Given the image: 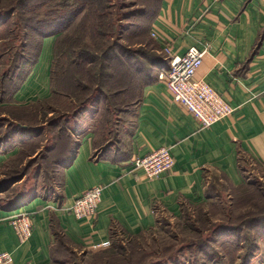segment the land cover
<instances>
[{
    "label": "crops",
    "instance_id": "obj_1",
    "mask_svg": "<svg viewBox=\"0 0 264 264\" xmlns=\"http://www.w3.org/2000/svg\"><path fill=\"white\" fill-rule=\"evenodd\" d=\"M150 28L158 35L153 51L159 56H167L168 45L173 54L183 55L210 42L197 76L222 94L234 112L203 127L173 99L148 62L140 60L132 88L118 97L126 105L131 102L116 120L102 101L93 116L84 113L58 135L48 138L51 129L42 125L34 136L30 125H24L28 134L23 136L11 110L55 96L56 36L41 40L39 55L20 85L0 96V108L7 110L1 115L10 119L3 128H14L9 142L0 141V253L12 257L6 264H57L61 238L74 250L87 252L112 243L118 233L144 234L163 214L176 217L189 207L223 205L233 197L232 190L254 186L257 168L264 169V0H158ZM136 45L149 51L146 41ZM41 136L45 141L28 158L47 150L56 159L49 169L57 172L59 183L47 194L37 191L26 203L12 205L3 197L6 187L18 182H5L15 170L11 164ZM162 147L175 156L172 169L155 179L133 170L134 158ZM96 185L104 187L97 213L76 218L68 208ZM18 213H29L33 220V235L26 242L10 223ZM255 264H264V251Z\"/></svg>",
    "mask_w": 264,
    "mask_h": 264
},
{
    "label": "rangeland",
    "instance_id": "obj_2",
    "mask_svg": "<svg viewBox=\"0 0 264 264\" xmlns=\"http://www.w3.org/2000/svg\"><path fill=\"white\" fill-rule=\"evenodd\" d=\"M57 1L59 0H26L25 2H28L29 6L36 5L37 12L43 16L50 7H55ZM18 2L19 0H0V95L3 92V78L13 71L15 66H24L25 60H31L34 51L38 49L36 43L26 49L27 34L30 30L25 28V24L33 14L26 13L23 7H18ZM156 5L157 0H106L105 8L102 7L100 11V17L86 10L79 16L76 24L65 33L56 35L52 69L53 88L57 89H54L55 96L44 102L15 108L14 112L11 110L13 115L11 117L20 121L23 136L28 134L23 130L24 125H30L29 131L36 136L41 133L40 129L50 128L49 121L52 119H61L62 124L68 119L69 122L75 120L72 117L83 96L87 98L88 94L95 91V83L99 79L98 72L105 62L104 58L100 57L114 41L119 44L118 54L123 53V47L136 48V44L141 41H146L149 53H153L155 44L151 35L149 17L140 16L147 8ZM130 25L133 28L129 29ZM58 42L61 43L60 46H57ZM82 51H89L96 57L93 59L95 63L87 62L86 71L76 67L75 64L76 58L82 61L79 57ZM30 66L29 62L25 64L23 72L25 73ZM122 69L123 65L120 64L110 71L119 73L123 71ZM64 80L69 83V87L63 86ZM123 81L109 80L106 84L109 94L121 88ZM80 86L90 90L82 91ZM128 102L130 104L131 101ZM126 104L124 99L109 101V107L113 112L111 118L116 120L120 117L117 108L125 107ZM2 112L7 110L0 108V119L3 120L0 123L2 127L0 135L3 137L8 130V127L3 128V125L6 126L7 120L10 119L2 117ZM58 129L50 130L48 138L54 136ZM28 137L29 135L24 137L25 143ZM43 140L45 141L44 137L37 143L24 146L11 164L15 170L9 172L5 182H18L6 187L3 192L6 202L12 205L23 204L39 191L47 194L58 185L57 172L49 169L54 166L55 158L49 157L48 154V158L40 157L45 153L44 148L34 157L28 158L29 153L37 151L36 148L41 146ZM257 170L259 174L255 175L251 183H256L255 185L263 191V196L257 195L253 190L248 195H244V191L248 190H232L233 197L230 200L235 201V196L237 198V205L235 207L233 204L230 205L232 213L229 211L230 207L228 208L231 202L227 198L225 209L212 208L209 204L189 207L176 217L169 214L161 215L158 224L144 234L130 237L126 233H118L110 246L87 252L74 250L64 238H61L62 250H59L54 257L64 264H242L246 258L249 261L251 258V262L246 264H255L258 259L263 258L264 233L245 231L238 235L236 226L241 224L238 220L244 218L241 215L251 218L264 213V169L257 168ZM246 196L255 197L256 200H252L253 206L244 207L248 200ZM211 209L214 210L215 215L208 214V210ZM222 218L225 220L219 221ZM248 247H257L258 250H249Z\"/></svg>",
    "mask_w": 264,
    "mask_h": 264
},
{
    "label": "trees",
    "instance_id": "obj_3",
    "mask_svg": "<svg viewBox=\"0 0 264 264\" xmlns=\"http://www.w3.org/2000/svg\"><path fill=\"white\" fill-rule=\"evenodd\" d=\"M26 0H19L18 2V7H23L26 10V13H30L33 14V16L30 17V20L26 22L25 24V28L30 30V32L27 34L28 37V45L26 47V49L29 46H33L34 43L37 44L38 49L35 52L34 51V57L31 60H25V58H23L25 60V64H27L29 62V64H33L36 57L39 55L40 49H41V40L45 39L46 37H51V36H56L59 33H65L69 28H71L74 24H76L79 16L84 13V11H90L92 14H96L100 17L101 13V9L103 7V9L105 8L106 5V0H72V2H70L71 0H59L57 2H55V7H50L49 10H47V12L41 16V14L39 12H37L38 9H36V5L34 6H29L28 2H25ZM158 2V0H157ZM58 8V9H57ZM56 9V10H55ZM156 9H157V5L155 7H150L146 9V12L141 14L140 17L142 18H146L149 17V22L151 25V20L153 19L154 14L156 13ZM99 24V23H98ZM115 27V26H113ZM132 26H129V29ZM142 27H144L142 25ZM133 28V27H132ZM128 29V30H129ZM151 29V28H150ZM146 32L148 33V26L146 27ZM61 34V35H62ZM105 36V34H104ZM58 38V37H57ZM59 40V39H58ZM57 42V40H56ZM56 42H55V46H54V51H55V47H56ZM60 42L57 43V46H60ZM119 44H117V41H114L113 44L108 48L107 51L102 53V56L100 58H104L105 62L103 64V66H101V70L98 72V76L99 79L98 82H96V86H95V91L91 92L90 94H88L87 98L83 96V99L80 101V105L79 107L76 109L74 116L72 118L78 119V117L82 116L84 113H89V115L92 114V116L94 115L96 109H98V103L102 102L105 103L107 106V108L112 112V109L109 107V101H114V99H118L119 96L124 95V93L126 92L127 89H131L132 88V83H134V80L132 78V74L133 72L138 69V65H139V61L140 60H144L147 61L149 64V69L150 70H154L157 72V77L159 78V74L161 72L162 69L167 68L168 67V58L165 56H159L157 54H155V52L153 53H149V51H146L144 48L141 47H137V48H131V47H127V48H122L123 53L122 54H118L117 52V48H118ZM121 48V45H120ZM84 50V49H83ZM116 50V52H115ZM55 53V52H54ZM33 55V52H32ZM80 58L82 59V61H79L78 58H76V62L75 64L77 65L76 67H80L82 69H84V71H86L87 69V62L91 61L90 64L95 63V61H93V59H95V55H93L91 52L89 51H82L79 54ZM78 59V60H77ZM24 64V66H25ZM123 65V71L117 73L114 71H110V70H114V68H116V65ZM102 65V64H101ZM24 66L22 65H18L15 66V69L13 71H11L7 76H5L3 78L4 84L2 86L3 88V92L0 96H2L3 94H5L6 91H9L11 89H15L17 88L21 81H22V76H25V74L27 73V70L25 73L23 72L24 70ZM140 69V68H139ZM20 77V78H19ZM53 77V76H52ZM71 77H69L70 79ZM124 80L123 81V85L121 88H118L116 91H111L112 94H109L110 92H108L107 86L106 84L108 83L109 80ZM72 81V80H69ZM63 86H67L69 87V83L67 81L64 80L63 82ZM82 91H87L88 89L90 90V88L87 87H82L80 86ZM56 89V88H54ZM57 90V89H56ZM55 90V91H56ZM81 91L79 90L78 93H80ZM124 99V98H123ZM126 99H128L126 97ZM125 100V99H124ZM128 105L125 107H118L117 110H119V113H122L125 109H127ZM107 109V110H108ZM64 119V118H62ZM74 120V119H73ZM74 120V121H75ZM60 121L63 122V120L61 119H52L50 122V129H57L56 135L61 133V129H65L67 127V124L69 123V119L65 120V124H62ZM72 121V120H71ZM3 122L2 119H0V123ZM65 125V127H64ZM21 126V125H20ZM18 127V125H17ZM43 129V128H42ZM40 129V131L42 130ZM74 130H76V127H73ZM14 128L13 127H8L6 136H3L0 138V141H4L5 143L9 142L13 132ZM60 132V133H59ZM74 146H76V143L74 144ZM47 152V150L45 151V153ZM41 154L40 157L42 158H46L47 154ZM48 158V157H47ZM56 160V159H55ZM253 187H247V188H241L240 190H248V191H244L245 194L244 195H248L250 194L253 190L255 191V193L258 195H262L261 189L253 184ZM256 188V189H255ZM248 200L245 204L244 207H251L254 204L252 203V200H256L255 197L251 198L249 196ZM245 197V198H246ZM261 197V196H260ZM236 200H229L231 203H229L228 208L230 207V205L233 204V207H235V205H237V198L234 197ZM249 202V203H248ZM262 202V201H261ZM212 208H220V209H225L226 207V203H224L223 205H221L220 203H211L209 204ZM232 207L229 208L230 213H232L231 210ZM208 214L209 215H215L216 213L214 212V210H208ZM225 215V214H223ZM244 217L242 220H238L239 222H241V224L239 226H236V228H238L236 231H238V235L240 234V232H245V231H249L251 233V231H257L256 233L261 234L264 233V213H261L257 216H253L251 218H249V216H243ZM218 219H216L217 222ZM225 219L222 218L219 221H224ZM230 229V228H229ZM226 230V229H225ZM246 248V247H245ZM244 248V249H245ZM249 250H258L256 249L257 247H248ZM57 264H64L61 260L59 259H55ZM247 262H251V258L250 261L248 260V258H246L244 260V262L242 264H246Z\"/></svg>",
    "mask_w": 264,
    "mask_h": 264
},
{
    "label": "built area",
    "instance_id": "obj_4",
    "mask_svg": "<svg viewBox=\"0 0 264 264\" xmlns=\"http://www.w3.org/2000/svg\"><path fill=\"white\" fill-rule=\"evenodd\" d=\"M153 38H158L155 31ZM212 45L206 42L203 46L191 47L185 54H173L170 45L164 50L168 58V67L161 70L159 79L166 83L173 99L185 106L205 128L230 116L234 112L232 105L215 90L204 77L197 73L205 57L210 53ZM175 156L169 147H162L147 156H138L132 162L133 170H143L147 177L155 179L172 169L175 165ZM104 187L96 185L76 197L68 208L76 218L92 217L102 200ZM10 223L16 230L21 242L28 241L33 235V220L29 213H18ZM110 241L99 244L98 247H108ZM12 259L9 252L0 253V264H6Z\"/></svg>",
    "mask_w": 264,
    "mask_h": 264
}]
</instances>
